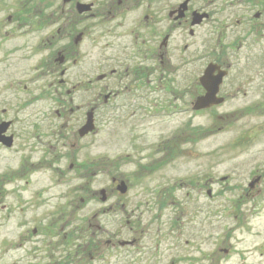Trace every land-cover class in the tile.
<instances>
[{
	"label": "flooded vegetation",
	"instance_id": "af4514ba",
	"mask_svg": "<svg viewBox=\"0 0 264 264\" xmlns=\"http://www.w3.org/2000/svg\"><path fill=\"white\" fill-rule=\"evenodd\" d=\"M34 57L31 69L24 66ZM208 87L217 91L212 104L198 106ZM90 116L96 130L81 136ZM255 116L264 136V0H37L30 7L0 0V264H183L178 246L193 242L183 239L188 233L199 241L203 221L151 215L154 222L142 221L149 229L141 228L139 201L120 198L129 179L114 176L99 191L106 206L94 213L98 192L89 183L108 174L79 156L99 127L106 145L112 135L133 145L161 124L170 137L153 146L158 153L144 143L137 151L194 157L189 144ZM251 156L264 164V140ZM43 171H53L51 181L37 187ZM254 171L259 182L243 190L249 199L264 196V169ZM69 174L84 184L63 197L86 195L62 202L49 191ZM205 182L200 190L214 202L218 182ZM212 222L217 230L219 220ZM13 224L21 232L15 244Z\"/></svg>",
	"mask_w": 264,
	"mask_h": 264
},
{
	"label": "rangeland",
	"instance_id": "374dc122",
	"mask_svg": "<svg viewBox=\"0 0 264 264\" xmlns=\"http://www.w3.org/2000/svg\"><path fill=\"white\" fill-rule=\"evenodd\" d=\"M28 1L24 0V7L37 4V0ZM33 34H37V31ZM27 39L30 44L35 45V36L31 35ZM33 48L35 47L29 50ZM35 64V57L24 62V66L29 69ZM30 96L24 94V101L30 99ZM262 123L263 118L260 116L238 120L234 125L225 126L216 135H207L199 143L189 144L190 151L196 153L194 157L181 159L176 156L175 160L168 159L167 153L157 154L155 159L150 157L153 155L152 151L158 153L157 147L153 148V146L160 141L163 147L165 137H170V133L167 135L165 130L159 131L161 124L148 127L147 136L141 141H135L133 145L127 142L121 144L122 139L114 135H110L109 144L106 145L103 128L99 127L87 144L88 151L85 150L79 156L83 159L89 155L93 161V171L98 173L106 171L108 174V176L105 174L92 176L89 183L92 191L98 192L97 196L93 195L90 203L93 212L97 213L106 206L100 202L101 196L103 198L104 195L99 191L110 185L111 177L126 178L130 182H128L129 190L120 195V198L125 203L139 201L140 212L136 211V214L141 217V228L149 229L146 222L142 221L154 222L151 215L163 216L165 223L166 218L170 216L188 217L189 221L191 219L203 221V233L198 237L199 241H195L188 233L183 239L188 238L193 242L188 247L183 245L184 240L179 246L177 244V250L185 259L181 261L183 264H264V196L253 193L251 194L253 197L249 199L245 195L246 192H243L255 176L254 170L261 166L264 169L263 158L251 156L260 153L263 149L264 136L262 131L259 132ZM251 130L259 132L258 136L249 144H240V139L249 135ZM253 135L254 133L251 134ZM142 143L145 144L144 147L152 150L150 154L147 151L141 153H139L141 150L137 151ZM71 161L73 160H63L62 164L67 166ZM51 172L43 171L37 174L39 177L37 187L50 183ZM210 176L218 182L212 187L215 194L214 202L209 200L206 189L200 190V186L206 184V178ZM174 183L177 185L172 190ZM80 184L84 182L69 174L59 182L55 190L51 189L49 192L54 193L62 202L71 197L79 199L86 194L79 193L78 190L70 197L63 196L71 193L72 186L77 189ZM109 218L110 216H104L100 221ZM213 218L219 220L217 230L210 227ZM19 233L21 232L17 224H13L8 240L14 244L19 242ZM216 238L219 239L218 242ZM170 242L174 243L175 240ZM216 243L220 246V251L217 250ZM223 249H228L229 253L225 254ZM20 252L22 253L21 250L13 252L12 256ZM202 258L203 263L199 262Z\"/></svg>",
	"mask_w": 264,
	"mask_h": 264
},
{
	"label": "water",
	"instance_id": "95a60500",
	"mask_svg": "<svg viewBox=\"0 0 264 264\" xmlns=\"http://www.w3.org/2000/svg\"><path fill=\"white\" fill-rule=\"evenodd\" d=\"M208 77H209V75H206V78H208ZM216 93H217V91H216L215 88L212 89L211 87H208L207 95L205 97L199 99V101L197 103L198 106L206 107L209 104H212V99L216 95ZM94 128H95V126H94V120H93V117L90 116L88 118V120H87V123L81 128V130H80L79 133H80L81 136H85L89 132L93 131ZM259 178L260 177H258L257 179L253 180V182L251 183L250 186H251L252 189L255 187V185L257 184V182H259ZM118 189L120 190L121 193L124 194V193L127 192L128 187L125 184V182H122L119 185ZM102 193L104 195V197L102 199L104 200V199H106L105 194H104L105 192L102 191Z\"/></svg>",
	"mask_w": 264,
	"mask_h": 264
}]
</instances>
